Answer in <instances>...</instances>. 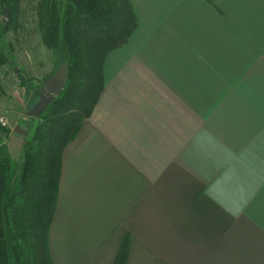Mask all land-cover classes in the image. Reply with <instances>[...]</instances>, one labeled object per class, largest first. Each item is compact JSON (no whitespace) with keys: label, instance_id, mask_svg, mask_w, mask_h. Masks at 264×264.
Here are the masks:
<instances>
[{"label":"crops","instance_id":"0c3cea01","mask_svg":"<svg viewBox=\"0 0 264 264\" xmlns=\"http://www.w3.org/2000/svg\"><path fill=\"white\" fill-rule=\"evenodd\" d=\"M214 1L131 0L138 26L62 153L54 264H113L127 234L128 264H264V0Z\"/></svg>","mask_w":264,"mask_h":264},{"label":"trees","instance_id":"16d2710c","mask_svg":"<svg viewBox=\"0 0 264 264\" xmlns=\"http://www.w3.org/2000/svg\"><path fill=\"white\" fill-rule=\"evenodd\" d=\"M207 1L217 8L214 0ZM20 2L0 0V6L16 16ZM37 16L42 42L54 52L57 68L66 64L67 80L63 91L34 117L37 124L23 142L21 164L9 151L11 129L0 121V264H54L49 232L63 150L99 101L107 56L138 26L131 0H40ZM6 28L0 26V40ZM5 48L1 46L0 66L9 59ZM130 248L127 234L113 264H128Z\"/></svg>","mask_w":264,"mask_h":264},{"label":"rangeland","instance_id":"374dc122","mask_svg":"<svg viewBox=\"0 0 264 264\" xmlns=\"http://www.w3.org/2000/svg\"><path fill=\"white\" fill-rule=\"evenodd\" d=\"M39 2L21 0L18 14L14 16L10 11L7 22H4L0 6V26H7L0 40V51L1 46L6 45L4 51L9 55L8 62L0 66V118L4 119L7 127L13 126L21 114H26V109L29 110L33 101L39 99L40 88L59 69L54 52L41 39L37 16ZM20 136L17 130L11 136L12 151ZM13 157L17 162L21 161L20 157Z\"/></svg>","mask_w":264,"mask_h":264},{"label":"water","instance_id":"95a60500","mask_svg":"<svg viewBox=\"0 0 264 264\" xmlns=\"http://www.w3.org/2000/svg\"><path fill=\"white\" fill-rule=\"evenodd\" d=\"M3 14L5 17L4 22H7L10 19V10L8 7L3 8ZM66 80L67 66L66 64H62L58 71L40 88V97L29 109V115L32 117H38L55 99V97L63 91Z\"/></svg>","mask_w":264,"mask_h":264},{"label":"built area","instance_id":"2783aa9c","mask_svg":"<svg viewBox=\"0 0 264 264\" xmlns=\"http://www.w3.org/2000/svg\"><path fill=\"white\" fill-rule=\"evenodd\" d=\"M0 121H1L3 124H6V122L4 121L3 118H0Z\"/></svg>","mask_w":264,"mask_h":264}]
</instances>
